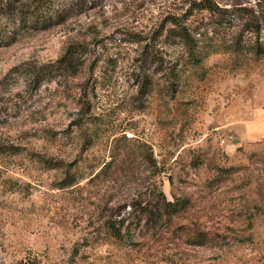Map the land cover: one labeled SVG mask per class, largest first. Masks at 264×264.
<instances>
[{"label": "rangeland", "instance_id": "rangeland-1", "mask_svg": "<svg viewBox=\"0 0 264 264\" xmlns=\"http://www.w3.org/2000/svg\"><path fill=\"white\" fill-rule=\"evenodd\" d=\"M27 1L0 0V264H264V0L1 14ZM158 191L188 204L151 219Z\"/></svg>", "mask_w": 264, "mask_h": 264}, {"label": "trees", "instance_id": "trees-1", "mask_svg": "<svg viewBox=\"0 0 264 264\" xmlns=\"http://www.w3.org/2000/svg\"><path fill=\"white\" fill-rule=\"evenodd\" d=\"M52 0H29L20 6H7L1 14L11 18L12 21L29 23L31 27L37 28L39 25L41 27H48L50 23L53 21H59L60 13L52 14L50 12V7ZM209 7V6H205ZM256 29L257 26H255ZM2 36L0 35V42L2 41ZM5 42L7 41V36L4 38ZM75 53L73 51H65V53L55 60L51 64H47L44 68H41L36 71L34 75V79L37 81H42L47 78H51L53 76L52 72L54 70H72L74 73V69L76 68L75 64ZM188 202L186 199L183 200H167L164 194L161 191L157 192V213H153L152 211L149 213L146 207L139 208L143 214L149 215L151 219H158L161 216L170 217L171 215L179 212L185 206H187ZM119 222H122L120 220ZM122 224V223H121ZM108 229L110 235L114 238H120L121 233L120 229H116L115 226L111 224L108 225Z\"/></svg>", "mask_w": 264, "mask_h": 264}, {"label": "crops", "instance_id": "crops-1", "mask_svg": "<svg viewBox=\"0 0 264 264\" xmlns=\"http://www.w3.org/2000/svg\"><path fill=\"white\" fill-rule=\"evenodd\" d=\"M243 133L248 140H257L264 136V106L255 109L253 116L244 124Z\"/></svg>", "mask_w": 264, "mask_h": 264}, {"label": "water", "instance_id": "water-1", "mask_svg": "<svg viewBox=\"0 0 264 264\" xmlns=\"http://www.w3.org/2000/svg\"><path fill=\"white\" fill-rule=\"evenodd\" d=\"M235 141H237V139H235Z\"/></svg>", "mask_w": 264, "mask_h": 264}]
</instances>
